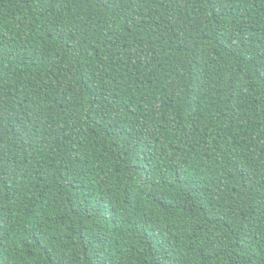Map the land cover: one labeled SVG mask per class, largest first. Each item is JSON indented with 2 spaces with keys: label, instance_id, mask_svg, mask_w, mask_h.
<instances>
[{
  "label": "trees",
  "instance_id": "obj_1",
  "mask_svg": "<svg viewBox=\"0 0 264 264\" xmlns=\"http://www.w3.org/2000/svg\"><path fill=\"white\" fill-rule=\"evenodd\" d=\"M0 264H264V0H0Z\"/></svg>",
  "mask_w": 264,
  "mask_h": 264
}]
</instances>
